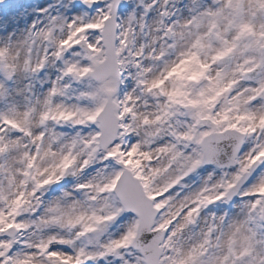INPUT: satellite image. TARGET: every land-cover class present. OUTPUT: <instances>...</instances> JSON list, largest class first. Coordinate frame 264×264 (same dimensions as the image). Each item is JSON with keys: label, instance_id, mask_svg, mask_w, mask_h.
<instances>
[{"label": "snow or ice", "instance_id": "snow-or-ice-1", "mask_svg": "<svg viewBox=\"0 0 264 264\" xmlns=\"http://www.w3.org/2000/svg\"><path fill=\"white\" fill-rule=\"evenodd\" d=\"M0 264H264V0H0Z\"/></svg>", "mask_w": 264, "mask_h": 264}]
</instances>
